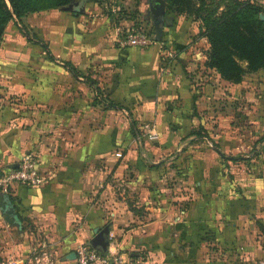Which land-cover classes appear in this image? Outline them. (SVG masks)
<instances>
[{"label":"crops","instance_id":"crops-1","mask_svg":"<svg viewBox=\"0 0 264 264\" xmlns=\"http://www.w3.org/2000/svg\"><path fill=\"white\" fill-rule=\"evenodd\" d=\"M81 6L12 16L2 32L0 179L32 151L46 180L4 192L19 225L0 213V264H75L104 226L106 250L143 264H264V113L248 123L262 131L250 155H223L207 134L225 131L221 99L238 100L239 83L206 69L195 23L165 12L160 41L122 46L138 14ZM135 8L152 30L147 0Z\"/></svg>","mask_w":264,"mask_h":264},{"label":"trees","instance_id":"trees-1","mask_svg":"<svg viewBox=\"0 0 264 264\" xmlns=\"http://www.w3.org/2000/svg\"><path fill=\"white\" fill-rule=\"evenodd\" d=\"M77 1L79 7L85 2L100 4L106 0H0V41L4 26L12 16L19 18L31 12L59 9ZM163 1L165 12L185 15L190 21H195L204 2ZM261 1L230 0L231 3L215 15L213 10L202 15L197 25L198 34L208 45L205 66L231 84L239 83L247 72L260 70L264 74V20L258 17Z\"/></svg>","mask_w":264,"mask_h":264},{"label":"rangeland","instance_id":"rangeland-1","mask_svg":"<svg viewBox=\"0 0 264 264\" xmlns=\"http://www.w3.org/2000/svg\"><path fill=\"white\" fill-rule=\"evenodd\" d=\"M123 1L124 2H119V0H106L105 2H103L106 5L105 11L106 10L110 11V7L113 6L115 12H117L119 15L125 18L127 17L133 18L135 17V14H138L139 16L136 15V18H139V21L136 22L137 26L140 27V25H144L148 27V21H147L148 16H147L146 10H144L142 13H138V11L135 8L142 1L143 3H145L146 0H123ZM230 3H231L230 0H204L201 11L197 14V16H195L194 18L195 21H192L193 23H195L194 25L196 27L194 37H201L197 32L198 31L197 25L200 23V18L202 15H204L206 12L210 10H213L214 15H215L216 13L222 11L225 8V6ZM259 5L262 10L258 14V17L259 19L264 20V0H262L261 3H259ZM109 13L111 14L112 12H109ZM168 14H171L173 16H179L172 12H168ZM204 47H206V50H207L208 45H207L205 38L202 37V39L198 41L197 48L200 49V52L201 51L203 52V50L201 49H204ZM206 50L204 51L206 52ZM206 69L209 70L210 68L206 67ZM210 70H213V69H210ZM258 71L260 70H257L254 72H247L243 75L241 81L239 82V85L237 86V92L239 94L238 100H236L234 103L232 102V104L230 105L228 102L226 103L225 99H221V102H225L221 105L222 107L221 113L223 116L222 119L224 121L222 123L223 124L222 128H224L225 131H222L223 129L219 131L213 129V130H210L211 134L209 135L207 134V136H208V139L211 140L210 141L211 144L215 146L216 148H218L223 153V155H226V156L231 155L232 157L234 156L241 157L242 155L249 156L250 151L253 150L252 147L255 146L254 140H256L258 134L261 135L262 133L258 123H256L258 126L254 125V127L257 130L250 129L251 132L250 130H247L249 129L248 127H251V126H248L250 125L248 123L250 122L253 114L255 112H259L258 116L255 115L256 118H258L259 116H262L264 113V74L261 71L260 72ZM223 85H224L223 88L227 87V90L224 89V92L226 93L229 90V86L225 84ZM224 94L222 93L223 97H224ZM236 108H237L238 116L236 118L230 117L229 113L231 112L229 110L236 111ZM234 121L237 122L238 128L236 132H233L232 130V132L229 133L227 129V127L229 126L228 124L230 123L233 124ZM252 122L254 121L251 120V123ZM252 133H255L254 136L252 135ZM230 134H232L231 139H233V135L236 136V141L238 144L237 148L227 147V145H229V141L231 142V140H229L228 138L227 140L223 138H226V136L229 137ZM236 161H239V160H236ZM235 165L237 166L238 172L243 171V169L245 168V163H242L241 161H239V163H236ZM237 175L238 177H245L244 173L237 174ZM249 182L250 181H247V183ZM248 185L250 187V184Z\"/></svg>","mask_w":264,"mask_h":264},{"label":"built area","instance_id":"built-area-1","mask_svg":"<svg viewBox=\"0 0 264 264\" xmlns=\"http://www.w3.org/2000/svg\"><path fill=\"white\" fill-rule=\"evenodd\" d=\"M118 43L122 46L133 45L146 47L158 41H155L153 29L148 26H131L118 33ZM167 56L172 58L173 52L167 51ZM146 137L154 139L156 133L152 126L144 124ZM45 175L37 168V155L29 151L20 155L15 168L9 169L0 179V191L5 192L12 183H18L26 187H39L45 183ZM75 264H143L141 260L132 258L119 253L117 250L102 251L92 247L88 242L80 243L74 248ZM48 253L41 249L38 255L34 256V261L39 263L41 259L47 258Z\"/></svg>","mask_w":264,"mask_h":264},{"label":"water","instance_id":"water-1","mask_svg":"<svg viewBox=\"0 0 264 264\" xmlns=\"http://www.w3.org/2000/svg\"><path fill=\"white\" fill-rule=\"evenodd\" d=\"M78 5L79 2L77 1L65 7H62L61 9L63 11H69V12H73V11L82 12L81 4L80 7H78ZM147 7H148L149 20L153 29L154 39L155 41H159L161 39L163 24H169V21L164 16L165 2L163 0H147ZM15 167L16 165L12 166L11 168H15ZM0 213L12 225L14 226L19 225L17 221V216L11 205L9 197L3 192H0ZM106 234H107V227L104 226L101 229L94 231L88 243L92 247L100 248L102 251H105L107 246V241L105 240ZM72 256L74 257V253H72Z\"/></svg>","mask_w":264,"mask_h":264}]
</instances>
